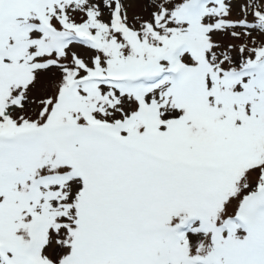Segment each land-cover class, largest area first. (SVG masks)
Masks as SVG:
<instances>
[{
    "label": "snow or ice",
    "instance_id": "6c2138e0",
    "mask_svg": "<svg viewBox=\"0 0 264 264\" xmlns=\"http://www.w3.org/2000/svg\"><path fill=\"white\" fill-rule=\"evenodd\" d=\"M0 264H264V0H0Z\"/></svg>",
    "mask_w": 264,
    "mask_h": 264
}]
</instances>
